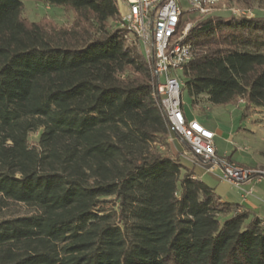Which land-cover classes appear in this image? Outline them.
<instances>
[{"label": "trees", "instance_id": "16d2710c", "mask_svg": "<svg viewBox=\"0 0 264 264\" xmlns=\"http://www.w3.org/2000/svg\"><path fill=\"white\" fill-rule=\"evenodd\" d=\"M22 1L0 0V264H264V219L183 165L186 142L172 149L116 0H38L69 26L29 21ZM229 2L256 12H210L184 35L193 107L264 106V0Z\"/></svg>", "mask_w": 264, "mask_h": 264}, {"label": "built area", "instance_id": "2783aa9c", "mask_svg": "<svg viewBox=\"0 0 264 264\" xmlns=\"http://www.w3.org/2000/svg\"><path fill=\"white\" fill-rule=\"evenodd\" d=\"M192 11L206 15L214 6L228 5L229 0H188ZM118 24L127 28L139 41L151 81L152 96L158 98L162 114L172 134L186 142L189 152L183 155L194 163L208 164L209 172L220 171V178L241 189L242 184L264 177V170L245 168L217 156L214 133L196 120H187L181 108L182 79L176 74L193 59L194 50L183 43L190 23L176 36L182 9L178 0H116ZM234 15L252 17L250 9L228 8ZM241 101V100H240ZM251 194V189L245 191Z\"/></svg>", "mask_w": 264, "mask_h": 264}, {"label": "rangeland", "instance_id": "374dc122", "mask_svg": "<svg viewBox=\"0 0 264 264\" xmlns=\"http://www.w3.org/2000/svg\"><path fill=\"white\" fill-rule=\"evenodd\" d=\"M178 1L183 11L181 17L183 21L192 24L201 18L200 14L192 11L193 8L188 0ZM22 2V16L29 21L37 22L44 17L57 25L69 26L73 22L74 15L71 12L63 11L60 7L47 6L38 0H23ZM229 3L225 7L214 6L211 12L223 13L227 12L228 8L236 7ZM250 11L254 14L256 9H250ZM262 13H264V9ZM176 76L183 79L181 71ZM180 101L184 114L197 119V122L203 123L204 126H208L214 132L213 143L217 156L226 157L229 161L245 168L264 169V106H251L245 110L246 103L241 100L228 104H209L203 101L199 106L193 107L182 86ZM172 136L174 140V143L171 141L172 149L181 152L180 142L177 141L174 134ZM30 139L33 141L35 134H32ZM180 160L183 165L192 169L202 181L212 186L222 200L242 204L264 219V177L259 176L260 183L253 182L254 197H256L254 202L257 204V208H251L241 202L243 198L238 188L220 178L219 170L209 172L206 170L208 164L194 163L183 154L180 155ZM246 183L248 182L242 184V188ZM110 206V202L102 203L103 208Z\"/></svg>", "mask_w": 264, "mask_h": 264}, {"label": "crops", "instance_id": "0c3cea01", "mask_svg": "<svg viewBox=\"0 0 264 264\" xmlns=\"http://www.w3.org/2000/svg\"><path fill=\"white\" fill-rule=\"evenodd\" d=\"M184 114V113H183ZM185 118L187 120H195L194 118H191L190 116L184 114ZM197 121V119H196ZM199 122V121H198ZM203 127L209 129L208 126H204L203 123L199 122ZM211 130V129H209ZM213 132V131H212ZM214 133V132H213ZM175 136V135H174ZM175 138L177 139V141L181 142V140L175 136ZM171 141L173 142V136H171ZM174 143V142H173ZM255 169V168H253ZM256 170H260V169H256ZM264 170V169H263ZM197 176V175H196ZM253 182L255 183H260L261 179L259 178L258 180L255 181H249L248 183L243 185V188L241 187V189H239L241 191V197L243 198V200L241 201L242 203L246 204L247 206H250L251 208H257V204L254 202V199L256 197H254V186H253ZM245 186V187H244ZM249 189H251V194H245V191H248Z\"/></svg>", "mask_w": 264, "mask_h": 264}]
</instances>
